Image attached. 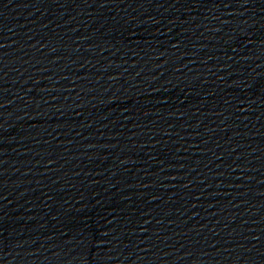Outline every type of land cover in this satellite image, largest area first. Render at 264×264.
I'll use <instances>...</instances> for the list:
<instances>
[{"label":"water","instance_id":"water-1","mask_svg":"<svg viewBox=\"0 0 264 264\" xmlns=\"http://www.w3.org/2000/svg\"><path fill=\"white\" fill-rule=\"evenodd\" d=\"M0 264H48L22 184L1 97Z\"/></svg>","mask_w":264,"mask_h":264}]
</instances>
